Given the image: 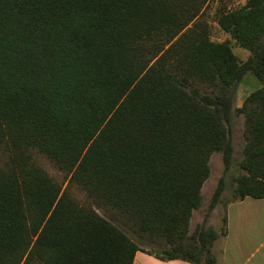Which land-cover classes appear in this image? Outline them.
<instances>
[{
	"label": "trees",
	"instance_id": "obj_1",
	"mask_svg": "<svg viewBox=\"0 0 264 264\" xmlns=\"http://www.w3.org/2000/svg\"><path fill=\"white\" fill-rule=\"evenodd\" d=\"M206 1L0 0V264H133L124 227L160 260L216 264L226 216L220 232L188 227L214 153L208 213L225 189L233 116L244 145L229 203L264 199V0L217 19L244 62L210 39ZM248 73L260 87L236 108Z\"/></svg>",
	"mask_w": 264,
	"mask_h": 264
},
{
	"label": "rangeland",
	"instance_id": "obj_2",
	"mask_svg": "<svg viewBox=\"0 0 264 264\" xmlns=\"http://www.w3.org/2000/svg\"><path fill=\"white\" fill-rule=\"evenodd\" d=\"M247 0H207L206 3L200 7L199 19L206 23L209 36L212 41L224 42L229 41L233 53L238 57L241 62L247 60L250 56V52L244 48L238 47L229 35L224 33L218 26L217 19L221 11H231L242 7ZM253 81L255 82L253 84ZM259 85L258 80L250 73L246 74L242 81L237 86L235 107L240 108L245 98L255 91ZM239 99V102H238ZM239 105V106H238ZM244 130V117L242 115L233 116L231 138L233 143V165L229 172L225 175V189L221 194L220 200L213 210L208 213V207L211 202L214 191L218 185L220 178L223 176L224 166L222 163L221 154L214 153L209 159V177L205 181L201 189L202 203L199 209L192 212V216L189 221L188 235L193 234L199 230L202 226L205 228H212L216 232H220L223 228V218L226 216V206L232 200V193L235 187L234 177L239 173L238 162L242 156V148ZM38 164L55 180L64 183V188L68 186V179L64 178L56 167L46 158L36 155ZM71 195L80 203H87V199L84 193L75 186L69 187ZM95 208V207H94ZM96 212L107 219L105 212L101 209L95 208ZM125 233L128 237L139 244L141 252L154 254L160 253L164 247L149 245L145 241L139 242L136 233L132 230L124 227ZM221 237L214 241L211 253L216 259H218L219 252L222 244ZM168 248V247H166Z\"/></svg>",
	"mask_w": 264,
	"mask_h": 264
},
{
	"label": "crops",
	"instance_id": "obj_3",
	"mask_svg": "<svg viewBox=\"0 0 264 264\" xmlns=\"http://www.w3.org/2000/svg\"><path fill=\"white\" fill-rule=\"evenodd\" d=\"M226 220L227 234L221 237L222 244L216 264H264V199L247 197L228 203ZM133 264L190 263L178 259L160 260L152 254L138 251Z\"/></svg>",
	"mask_w": 264,
	"mask_h": 264
}]
</instances>
